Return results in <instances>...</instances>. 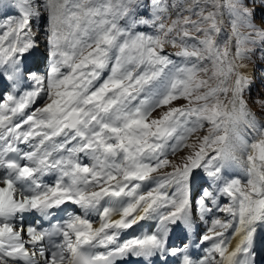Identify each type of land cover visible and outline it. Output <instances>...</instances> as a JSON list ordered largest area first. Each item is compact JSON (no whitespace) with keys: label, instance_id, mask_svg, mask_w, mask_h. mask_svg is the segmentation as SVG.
<instances>
[{"label":"snow or ice","instance_id":"6c2138e0","mask_svg":"<svg viewBox=\"0 0 264 264\" xmlns=\"http://www.w3.org/2000/svg\"><path fill=\"white\" fill-rule=\"evenodd\" d=\"M257 5L264 0H192L186 7L164 0H0V264H125L131 258L168 264L169 257L213 264L214 252L227 264H264L256 228L264 224V131L243 96L250 87L246 65L235 62L258 50L246 44H264V11L257 25ZM169 8L179 11L165 24ZM45 13L48 66L41 72L26 57L39 47L32 24L39 28ZM225 13L231 35L222 49L217 38ZM141 25L157 34L136 31ZM166 45L180 50L165 54ZM173 55L185 64L176 67ZM209 60L213 76L223 77L215 87L197 79ZM230 77L231 86L221 87ZM24 82L28 89L17 95ZM218 94L228 97L227 105L210 102ZM181 98L188 104L171 106ZM159 108L167 110L150 118ZM204 122L212 125L209 133L185 143ZM249 128L261 137L251 144ZM181 149L189 151L179 163L167 159ZM237 151L252 153L247 190L224 176ZM164 167L172 171L154 175ZM201 171L204 183L194 198ZM50 175L54 181L45 183ZM225 196L230 202L221 206ZM68 204L78 212L58 219ZM217 211L239 220L231 252L215 241L224 234L216 229L227 231L232 222L217 218L200 237L213 241L203 259H193L183 241L169 246L177 228L187 236L197 215L203 221ZM33 214L35 220L27 219ZM90 214L99 217L98 227ZM146 218L157 221L155 231L120 240Z\"/></svg>","mask_w":264,"mask_h":264},{"label":"rangeland","instance_id":"374dc122","mask_svg":"<svg viewBox=\"0 0 264 264\" xmlns=\"http://www.w3.org/2000/svg\"><path fill=\"white\" fill-rule=\"evenodd\" d=\"M191 2H192V0H164V3L167 4V5L179 4L181 7H186ZM146 3L150 5L151 4V0H146ZM147 11L150 14L151 11H152L151 7H148ZM178 11H179V8H176V9L169 8V12L171 13V15L168 18L164 19L163 22L165 24H170L171 20L176 19V13ZM262 11H264V6L257 5V18H256V21H255V23L257 25H259L261 23L260 15H261ZM184 15L187 16L188 13L185 12ZM148 18H150V15H149ZM195 18H196L195 16L192 17V19H195ZM228 20H229V17L227 15V13H225L224 14V19H223V21H224L223 31L218 36L219 42L222 43V45H220V47L222 49L225 46V43L228 41L229 36L231 35V27H230V24L228 23ZM34 25L37 26L36 22H34ZM137 31L138 32H143L145 34H150V35H156L157 34L156 32H153V33H150L148 31L144 32L140 28H138ZM249 31L250 30L245 28V27H241L240 28V32H242V33L247 34ZM41 39L44 40L45 36H42ZM41 42H42V48L46 52V55H45V57L47 59L46 60V66H48L47 43L42 41V40H41ZM244 47L245 48H256V49H258L257 51H255L254 54H250L251 55V59H246V60H243V61L235 60V62L238 63V64L239 63H243V64L246 65V67L243 68L242 71H243L244 75H246L248 77V79L250 81V87L245 90L243 96H244V99H245V101L247 103L248 110L255 115V118L258 121V123L263 125L264 124V107H261V105H260V103H258V101H264V87L262 88L261 85L257 86V85H259V82L257 80H255L254 78H249L251 76V71H249V67L252 68V70H259V69H263L264 68V44H258V45L246 44ZM179 50L180 49L178 47H172L171 45H166V47H165L166 53H174V52L179 51ZM231 51H232V57H230V59H234V57H235V41L234 40L232 42ZM171 59L174 61L176 67H181V66H183L185 64V61L182 58H173V56H171ZM39 63H40V61L37 64H39ZM193 63H195V61H193ZM201 67L207 68L208 72L207 73H198L197 74V79L207 80L208 81V86H211V87L218 86L217 83H218V80H219L220 77L213 76V74H212L213 73L212 61L209 60L206 63H203L201 65ZM175 71H176V68H170L169 69V73L170 74H174ZM108 72H110V69H108L105 72V74H104L105 78L107 77ZM231 83H232V78L229 79V81H228V83H227V85L225 87H230ZM204 91H207V87L200 89V92H204ZM216 100H219L221 103H223L225 105H227V103H228V97L226 95H224V94H218L210 102L214 103V102H216ZM187 104H188V101L181 98V99L173 101L171 106L172 107H180V106H184V105H187ZM166 110H167L166 108L156 109V110H154L152 112L150 118L156 117L162 111H166ZM249 119H251V117H249ZM211 128H212V125L210 123L204 122L203 123V127L199 131H197L194 135L189 137L185 141V143H187V144L197 143V137L202 138L204 135H207ZM247 132H248V130H247ZM217 134H222V131L220 133H217ZM249 137H250V135L246 134V139H247L248 143L249 144L254 143L253 141H251L252 138H249ZM188 151L189 150L181 149L175 155L171 154V152H170V155L167 157V159L170 160V161L179 163L180 162L179 157L183 156V155H187ZM250 154H252L251 151H248V152L237 151L235 153L236 159L233 160L234 162H240V163L242 162L244 164L243 165L244 169H242V170H243V175L245 174L244 175L245 181L248 180L249 162L247 160V157ZM232 162L230 164H231L232 167H235L234 170H236L239 166H237V167L234 166L232 164ZM257 163H259V161H257ZM235 165H237V164H235ZM170 171H172V168L164 167V168L160 169V171L158 173H154V174L160 175V174H162L164 172H170ZM244 185H245L244 189L247 190V182ZM219 219L221 221H228V220L224 219L223 217H221V218L219 217ZM211 225H212V223H211Z\"/></svg>","mask_w":264,"mask_h":264},{"label":"bare ground","instance_id":"6f19581e","mask_svg":"<svg viewBox=\"0 0 264 264\" xmlns=\"http://www.w3.org/2000/svg\"><path fill=\"white\" fill-rule=\"evenodd\" d=\"M33 55H34V52L32 53ZM33 56L32 55H30L29 56V61H28V58L26 57V63H27V65L29 64V62L30 63H32V64H34V65H38L37 63L39 62L38 60H35V59H33L32 58ZM250 71V70H249ZM250 75V74H249ZM260 75V74H259ZM259 78H261V77H259ZM28 87V83H23V86L22 87H19V88H27ZM250 130V129H249ZM251 133H253V130H251ZM259 138L258 137H255V139H254V141L256 142L257 140H258ZM242 155V154H241ZM244 156V155H243ZM230 168H229V170H228V172H229V174H231L232 173V171H233V167L231 166V164H229L228 165ZM235 168V167H234ZM113 218H118V217H113ZM146 219H148V218H146ZM151 219V218H150ZM152 220V219H151ZM237 222H238V225H237V227H236V230H235V232H234V234H233V236H232V238H231V240H230V242H229V244L227 245V247H226V254H227V252H231L233 249H234V247H235V244H236V242H237V240H238V237L235 235L236 234V232H237V228H238V226H239V220H238V218H237ZM97 224H99V222H97ZM259 224H257L256 225V227L258 226ZM219 262H220V264H227V261H226V259H224V260H222V258H220L219 259Z\"/></svg>","mask_w":264,"mask_h":264}]
</instances>
